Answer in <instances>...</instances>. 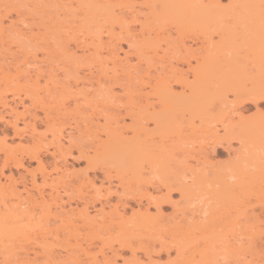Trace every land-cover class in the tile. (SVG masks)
Returning a JSON list of instances; mask_svg holds the SVG:
<instances>
[{"label":"rangeland","instance_id":"obj_1","mask_svg":"<svg viewBox=\"0 0 264 264\" xmlns=\"http://www.w3.org/2000/svg\"><path fill=\"white\" fill-rule=\"evenodd\" d=\"M164 1L133 0V9L117 5L116 13L125 15L131 28L126 32L115 17H107V8L96 0H0L4 27L0 30V183L11 180L23 195H27L26 187L36 194L34 175L49 197L54 176L63 171L67 174L59 183L67 188L65 192L60 187L62 211L53 205L51 221L47 213L43 216L41 205L37 209L42 223L50 220L46 226L43 223L44 228L56 229V235L54 231L43 238L42 223L30 227L37 232L29 231V237L0 234V264H254L259 260L248 242L263 236L264 224L260 221L259 226L249 228L244 214L251 213L254 197L236 193L230 205L232 215L240 219L236 230L204 225L220 206L217 191L222 180L237 182V166L252 173L259 162L264 164V59L259 56L264 48V21L259 28L253 22L255 10L264 11V0H221L219 4L204 0L210 3L213 16L209 29L186 31L183 38L193 48L201 46L197 53L203 55V44L211 34L215 60L195 83L200 96L191 108L182 97L184 91L190 92L189 86L176 82L175 76L193 81L195 57H188L192 66L184 60L186 51L180 43L172 40L168 45L170 38L162 39L154 49L147 39L148 30L151 39L163 31L165 38L169 33L178 37L174 18H150L153 2L159 9ZM45 3L54 6L49 16H55L54 21H41L39 10ZM61 23L65 26L60 30ZM111 28L118 43V71L107 47L100 46V55L95 52L98 37L108 41ZM263 53L264 49V57ZM127 57L132 72L137 73L138 67L141 70L142 81L137 76L134 79L135 84H143L135 86L143 87L140 92L123 90L120 77L125 74L121 69L129 70L130 65H123ZM168 60L178 67L175 76L169 77L174 106L156 115L153 111L163 108L158 95L149 98L155 108L141 99L156 83L155 77L149 82L146 67H160L169 64ZM153 67L151 75L156 76L159 72ZM28 69H32V79ZM36 69H40L39 81ZM114 70L120 74L117 78ZM48 71L54 76L47 75ZM252 92L262 96L256 98ZM130 95L134 96L131 101ZM164 97L169 98L168 93ZM77 103L83 106V113ZM45 105L52 107L50 118ZM131 105L143 117L144 130H134L132 117L126 113ZM221 120L233 123L231 130H224ZM59 129L65 133V144L55 151L53 133ZM208 130L217 131L218 138L209 137ZM138 136L158 149L157 158H148L151 151L146 150V156L135 151L132 143ZM168 188H172L169 196ZM10 198L8 203L16 207L17 198ZM101 206L105 216L97 217L101 218L96 223L92 219ZM83 210L89 211V221L80 215ZM0 211L8 212L1 204ZM122 211L125 215L117 214ZM234 233L244 244L247 241L245 246L233 238Z\"/></svg>","mask_w":264,"mask_h":264},{"label":"bare ground","instance_id":"obj_2","mask_svg":"<svg viewBox=\"0 0 264 264\" xmlns=\"http://www.w3.org/2000/svg\"><path fill=\"white\" fill-rule=\"evenodd\" d=\"M98 3H102V5L103 6H105L106 8H107V17H109L110 16V18L112 17V19L115 17L116 19H115V21L116 20H118V22H119V24H120V26H121V29L123 30V31H126V32H130L131 31V28H130V26H129V23H128V21H127V19H126V16L125 15H123V14H118V13H116V10H115V7L117 6V5H123L124 7H126V8H134V2H133V0H96ZM220 1L221 0H213V3L214 4H219L220 3ZM233 1V0H232ZM154 5V2H153V4L150 6V13H149V15H150V18H151V20H160V21H162L163 19H165V18H174L175 19V21L177 22V35H178V37H177V39L175 38L174 39V37H173V35L172 34H168V36L165 38V37H163L162 35L165 33L164 31H163V34H162V32H158V33H156V37L154 36V39L156 38V41L154 40V39H151V33L149 32V30H148V40H150L151 42H150V45H152L151 47H154V49H156V45L159 43V41L161 40L162 41V39L163 40H165V39H169L170 38V40L167 42L168 43V45L171 43V42H173L172 40H174V42H176V43H180L181 44V46H182V49L184 48V50L186 51L184 54H183V58H184V60H186L187 59V63H189V64H191L192 62H190V60H188V57L189 56H192L195 60H196V65H192L193 67L191 68V70H192V72H193V77H194V80L193 81H190L189 80V77H180V76H175V73L177 72V70H178V67H176V66H174V65H176V64H173L172 62H170V60H168V62H169V64H166V65H161L160 67L159 66H157V65H154V67H155V71L156 72H159L158 74H160L159 75V77L156 75L155 76V74L154 75H151L152 74V70H151V67H153V65H151V64H148L147 65V69H146V75L147 76H149V78H150V80H149V82L151 83L152 82V79L154 78L155 79V81H156V83L154 82L153 84V86H151L152 87V91H151V93H150V90L149 91H147V93L145 94V96H143L141 93H139L141 90H142V88L143 87H140L141 88V90H139L138 88H136L135 86H137V87H139L138 85H140L139 83H138V85L137 84H135L134 82V79L136 80V76H137V78H139V76H141L140 74V72H141V70L140 69H138V68H135V70H136V72L139 74V75H135V74H137V73H134V72H132L133 70L131 69V67H133L132 65H130V60L128 59V57L126 58V62L125 63H123V65H125L126 64V66L125 67H128V65H130L129 66V70L131 69V71H129V70H127L126 68V70L125 69H121L122 70V72H123V74H124V72H125V74H124V77H123V75H122V77H120V80L121 81H123L124 83H122V86H123V88H125V89H123V90H129L131 93H136V91H139V92H137V94L139 93V95L141 94L142 95V97H141V99H143V101H146V105H148L149 106V104H150V106L152 105L154 108H155V103L154 102H152L151 103V101H149L150 99V95L151 94H157L158 95V101H160L159 103L163 106V108L160 110V111H153V113L154 114H156V115H162V114H165L166 112H168L169 110H171L172 109V107L174 106L173 104H174V95H175V93L172 91V87L173 86H171L170 84H171V80H170V76H175L176 78H177V81L176 82H180V84L181 83H183V85L185 86V87H187V86H189V89H190V92L188 93V94H186L185 93V91H184V93L182 94L183 96V98H187V100H188V108H191V107H193L196 103H197V101H198V98H199V96H200V92L198 93V90H197V87H196V85L197 84H195V83H197V81H200V79H201V77L204 75V74H206L205 72H207V71H209L210 70V68H209V70H207L208 69V67L211 65V64H213V61L215 60V55H214V53H213V49H215V48H213V47H211V44H212V36H211V34H209L208 33V39H206V46L203 44V51H204V53H203V55H202V52H201V55H200V53H199V55H198V51H199V49H197V48H201V46L200 47H197V48H193L192 47V45H187L186 43H185V41H184V38H183V33L184 32H194V31H196V30H204V31H206V30H208L209 29V27H210V23L212 22V18H213V16H212V12H211V7H210V3H205L204 2V0H165L164 2H160V8L158 9H156L155 7V5ZM152 6L155 8V9H153L152 8ZM37 7H40L39 5L37 6ZM51 7H54L52 4H47V3H45V4H43V9H41V10H39L40 11V14H41V21H44V23H46L47 21H51V20H53V17L55 18V16H51V17H49L50 15H51V10H53ZM260 9V8H259ZM258 9V10H259ZM258 10H255V11H257L256 13L257 14H255V16H254V19H253V22H254V26H257L258 27V25L262 22V21H264V11H263V9L261 8L260 10V13H258ZM263 12V13H262ZM133 13L135 14V12L133 11ZM133 14V15H134ZM57 17V16H56ZM58 19V18H57ZM49 21V22H50ZM54 21V20H53ZM57 21V20H56ZM108 21H109V18H108ZM174 21V20H173ZM240 21V20H239ZM60 22H61V20H60ZM59 22V23H60ZM241 22V21H240ZM2 23H3V20H2V18L0 17V30L1 31H3V29H4V27H3V25H2ZM264 24V23H263ZM262 23H261V25H263ZM63 25V26H62ZM49 26H51V25H49ZM49 26H46V28L47 29H49L50 27ZM59 26V25H58ZM62 26V27H61ZM65 26V24H63V23H61V25L58 27V28H60V30L63 28ZM259 28V27H258ZM257 28V29H258ZM59 30V29H58ZM190 30V31H189ZM254 30H256V29H254ZM143 32V36H145V33H144V31H142ZM186 32V33H187ZM257 32V31H256ZM255 32V33H256ZM108 33H109V36H110V39L108 40V41H104L103 40V38L102 37H98L99 39V42H98V44L95 46V52H96V54L98 55H100V46H104V47H107L108 48V51H109V53L108 54H111V57L110 58H112V60L114 61L113 63H118V62H116L117 61V59L119 58V53L117 52L118 51V43L116 42H114V30H113V28H111L109 31H108ZM185 34V33H184ZM185 35H187V34H185ZM180 40H179V39ZM260 41H262V40H260ZM263 43L262 44H264V40L262 41ZM204 43V42H203ZM258 43H261V42H259L258 41ZM180 44H178V45H180ZM79 45V44H78ZM84 45V44H83ZM258 46H260L259 44H257ZM158 46V45H157ZM159 46H160V44H159ZM205 46V47H204ZM263 46V45H262ZM67 47V49H66V52H68V50H69V46L67 45L66 46ZM213 48V49H212ZM261 48V46L260 47H258V49H260ZM157 49H158V47H157ZM264 49V48H263ZM263 49H260L261 51H259L260 53H261V55H259V56H262L261 58L262 59H264V57H263V55H262V50ZM119 50H120V48H119ZM154 52H155V50H153ZM214 51H216V50H214ZM258 51V50H257ZM157 52V51H156ZM155 52V53H156ZM258 52V53H259ZM196 53H197V55H196ZM76 54V52L74 53V55ZM264 54V53H263ZM156 55H157V53H156ZM126 56V55H125ZM121 57H123V56H121ZM156 57V56H155ZM115 58V59H114ZM125 58V57H124ZM191 58V57H190ZM123 59V58H122ZM119 60H120V58H119ZM165 61V60H164ZM109 62V61H108ZM158 62V61H157ZM119 63H121V62H119ZM139 63V62H138ZM158 63H160V62H158ZM102 64V63H101ZM132 64V63H131ZM153 64V63H152ZM154 64H156L155 62H154ZM161 64H162V62H161ZM106 65H107V63H106ZM122 64H120V66H121ZM140 65H142V64H139V66ZM191 65H189V66H191ZM214 65V64H213ZM117 66H118V64H116V67L114 68L115 70H116V68H117ZM104 67H106V66H104ZM122 67V66H121ZM120 67V68H121ZM153 67V68H154ZM211 67V66H210ZM213 67V66H212ZM119 68V67H118ZM124 68V67H123ZM34 69V68H33ZM133 69H134V67H133ZM32 70V69H31ZM30 69H28V74L27 75H29L30 77H31V74H30V71H31ZM115 70H114V72H115ZM207 70V71H206ZM50 72L52 71V70H49ZM48 71V74L47 75H49V76H51V77H53L54 75H51V73ZM116 71H118V70H116ZM142 71H143V69H142ZM42 72V71H41ZM105 72V71H104ZM107 72V71H106ZM21 73V72H20ZM43 73V72H42ZM121 73V72H120ZM37 76H36V78L38 79V81H39V78H40V76L41 75H39V74H41L40 73V69H36V73H35ZM107 74H108V72H107ZM117 73L115 72V74L114 75H116ZM119 74V73H118ZM116 75V78H117V76H119V75ZM161 74H162V76H161ZM110 75V74H109ZM112 75V74H111ZM39 76V77H38ZM56 76V75H55ZM103 76V75H102ZM142 76H144V75H142ZM161 76V77H160ZM109 77L110 76H108L107 78L109 79ZM112 78H115V76L113 77V76H111ZM111 78V79H112ZM123 80H122V79ZM142 77H140L139 79H141ZM144 78V77H143ZM31 79H32V77H31ZM110 79V80H111ZM112 80H114V79H112ZM111 80V81H112ZM178 80H180V81H178ZM99 81H100V79H99ZM117 81H119V80H117ZM116 81V82H117ZM140 81V80H139ZM141 81H142V79H141ZM144 82V81H143ZM148 82V83H149ZM142 83V82H141ZM48 84V83H47ZM100 84V83H99ZM124 84V85H123ZM143 84H141L140 86H142ZM50 88V89H49ZM48 89L50 90L49 91V93L50 94H52V92H51V88L52 87H49ZM110 89V88H109ZM111 90H113V89H111ZM111 90H109V92H111ZM144 91V90H143ZM153 91H155V93L153 92ZM166 93H168V95H169V98H165L164 96L166 95ZM253 93V95L256 97V98H260L262 95L261 94H258V93H256V92H252ZM252 93H249V94H252ZM89 94V93H88ZM148 94H149V96H148ZM137 96V97H140V96ZM240 95H238V94H236V97H239ZM133 95H132V97H131V95H130V101L133 99ZM144 97V98H143ZM1 98V97H0ZM132 98V99H131ZM79 99V98H78ZM77 98H75V102H78L79 100H78ZM85 99V98H84ZM88 99H90V98H88ZM88 99L87 100H85L86 101V103H87V101H88ZM146 99V100H145ZM98 100V99H97ZM93 101V103H94V100H92ZM96 102V101H95ZM97 102H99V101H97ZM4 103V102H3ZM85 103V104H86ZM101 103V102H100ZM5 104V103H4ZM7 104V103H6ZM81 104V103H80ZM79 103H77L76 104V107H79V111H81V113H83L82 112V110L84 109H82L81 107H83L82 105H80ZM83 104V103H82ZM89 104H91V106H94L93 104H92V102H91V99H90V103ZM97 104H99V103H97ZM96 104V105H97ZM159 104V105H160ZM146 105H144V106H146ZM89 106V105H88ZM87 106V107H88ZM90 106V107H91ZM101 106V105H100ZM148 106H146L145 108H148ZM151 106V107H152ZM95 107V106H94ZM94 107H91V108H94ZM13 108V107H12ZM52 107H50V105H45V113H46V116L48 117V118H50V116H51V112H52V109H51ZM97 108H98V106H97ZM153 108V109H154ZM59 109V108H58ZM61 109V108H60ZM82 109V110H81ZM10 110H12V109H10ZM88 110V109H87ZM89 110H91V109H89ZM93 110V109H92ZM95 108H94V113H95ZM13 111H14V109H13ZM12 111V112H13ZM58 112H59V110H57ZM61 111V110H60ZM101 111V110H100ZM57 112V113H58ZM86 112H88V111H86V109H85V113ZM15 113H17V112H15ZM93 113V114H94ZM126 113L128 114V115H130L131 117H132V124L134 125V130H138V131H140V130H144V128H145V124L143 123V121H142V118L143 117H140L139 116V113H138V111H137V109H135V107L134 106H130V107H128L127 109H126ZM13 115H14V113H13ZM117 116H118V114H116ZM222 121V123H221V125H222V128L224 129V130H226V131H229V130H231L230 129V126L233 124V123H224V120H221ZM116 122H117V124L120 122L119 120H118V118H116ZM156 122V121H155ZM15 125L17 126V123L15 122ZM34 127V126H33ZM119 127H121V129L123 128L122 126H120L119 125ZM118 126L116 127V129H120ZM35 128V127H34ZM147 128V127H146ZM214 128V127H213ZM211 129V128H210ZM60 130V131H59ZM58 131H55L53 134V136L55 137V139L57 140L56 142H57V144L55 145V151H57V150H59V149H61L62 148V146H63V144H65V141L63 142L62 141V137H63V135L65 134L64 132H62V130L61 129H59ZM208 131H210V130H208ZM31 132V131H30ZM211 132V131H210ZM22 133V132H21ZM34 133V132H33ZM180 134H182V133H180ZM217 135H218V133H217V131H212L210 134H209V137H212V138H216L217 137ZM68 136V135H67ZM180 136V135H179ZM219 136V135H218ZM208 137V138H209ZM65 138H67V137H65ZM71 138V137H70ZM218 138V137H217ZM216 138V139H217ZM66 140V139H65ZM132 145H133V147H134V149H135V151L139 154V155H142V156H146V152L147 151H151L153 154L150 156L149 155V159H151V160H153L154 159V156H155V158H157V154H158V149H156V148H153L154 146H152V145H150V143L147 141V139L146 138H141L140 136H138L134 141H133V143H132ZM147 150V151H146ZM154 155V156H153ZM262 156V155H261ZM255 157V156H254ZM254 159V158H253ZM262 159V158H261ZM264 159V158H263ZM256 163V162H255ZM20 164H23V163H20ZM255 165V164H254ZM60 169V168H59ZM256 170L255 171H253L252 173H249V171L248 172H246V171H244L243 169H242V167L241 166H237L236 167V171L235 172H237V176L239 177L240 176V179L237 181V182H229V181H227V180H225V179H223L222 180V184H220V188H219V190L217 191V195L220 197V206L219 207H216L215 208V210L213 211V213L210 215V217H209V221H208V223L206 222L205 223V225L204 226H209V227H216L214 230H218L219 228L220 229H227V228H231V230H236V228H237V226L240 224V219L238 220V216L237 217H234L233 215H232V211L230 210L231 209V206L230 205H232V202L234 201V199H236L237 198V195H236V193L237 192H240V191H242L245 195H249V197H254V203L253 204H251V213H248V211H245V224H247L248 226H249V228L250 227H252V226H259V222L260 221H262L263 222V224H264V164L263 163H258L257 164V168H255ZM247 170V169H246ZM250 170V169H249ZM65 171H67V170H65ZM59 172V171H58ZM251 172V171H250ZM3 173V172H2ZM57 173V172H56ZM65 172L63 171L62 172V175L61 176H58L57 174V177H55L54 176V178H53V182L50 184V191H49V193H48V195H49V197H46V190H44V189H42L38 184H37V179H36V176H32V185H33V187H36V189H37V193L36 194H38V196H39V198L38 197H36V194H34L33 192H31L30 191V189L28 188V187H26L25 189H26V193H27V195H23L22 194V192L20 191L19 192V189L17 190L15 187H14V183L12 184L11 183V180H10V182H8V183H0V204H1V206L4 208V210H8V212L6 211V212H1L0 211V234H2V235H6V234H8V233H20V234H22V235H24V237L25 236H28L29 237V235L31 234L29 231H31L32 233L33 232H35V230L34 231H32V230H30V229H32V228H30V227H32L33 225H35V227H36V225L37 226H39L42 222V219L40 220V218L41 217H45V215H46V213H47V216L49 215V214H51L52 215V208H53V205L54 206H56V207H59L60 208V211H62L61 210V208H63V203H62V200H63V196H62V194H61V192H60V187H63V189L65 190V192L67 191L66 189V186H64V185H60L59 183H61V178H62V176H64L65 174H64ZM67 175V174H66ZM65 175V176H66ZM43 176H44V179L43 180H45L46 181V174H43ZM64 176V177H65ZM60 177V178H59ZM63 177V178H64ZM67 177V176H66ZM6 179V178H5ZM7 179H9V177L7 178ZM56 179H60V181L59 182H57V183H55L54 181H56ZM1 181V180H0ZM64 181V180H63ZM122 182V181H121ZM120 182V183H121ZM221 183V182H220ZM62 184V183H61ZM122 184V183H121ZM16 185V184H15ZM18 186V185H17ZM24 186V185H23ZM26 186V185H25ZM62 191V190H61ZM172 191V188H168V196L170 195V192ZM16 197L17 198V201H16V207H12L14 204H12V203H8L9 201H8V199H11L10 197ZM41 198V199H40ZM217 200V199H216ZM218 201H219V199H218ZM101 204H102V202H101ZM39 205H41L40 207H41V209H40V207H39ZM15 206V205H14ZM38 207H39V209L41 210V212H44L43 214V216H39L38 217V213H39V211L37 210L38 209ZM102 207V206H101ZM103 207H104V205H103ZM103 207L102 208H98V212L96 213V215H95V217H93L94 219H92V220H94V222H96V223H98V222H100L99 220H100V218L98 219L97 217H99V216H102V217H104L105 216V212L103 213ZM156 207V206H155ZM55 208V207H54ZM159 208L160 207H158L157 209L159 210ZM19 209H21V210H19ZM124 209V208H123ZM148 210H149V207L147 208ZM146 209V210H147ZM13 210V211H12ZM57 210V209H56ZM55 210V211H56ZM59 210V209H58ZM87 210V209H86ZM125 210H126V208H125ZM258 210V211H257ZM37 211H38V213H37ZM54 211V212H55ZM59 211V212H60ZM84 211V210H83ZM150 211V210H149ZM149 211H147V212H149ZM88 212L89 211H84V212H82L81 211V213H80V215H82V216H85V218L86 219H88L87 217H88ZM55 213H57V212H55ZM54 213V214H55ZM125 213V212H124ZM123 213V211H122V213L121 212H118L117 214H119L120 216H123V215H125ZM42 214V213H41ZM204 214V213H203ZM203 214H202V216H203ZM40 215V214H39ZM57 215V214H56ZM54 216V215H53ZM58 216V215H57ZM56 216V218H58ZM111 216V215H110ZM119 216V217H120ZM50 215H49V219H50ZM90 217V216H89ZM205 217V216H204ZM52 218V217H51ZM85 218H84V220H85ZM109 218V217H108ZM206 218V217H205ZM45 219H47V218H45ZM51 220V219H50ZM50 220L48 221V223L50 222ZM56 221L58 220V219H55ZM64 220H65V218H64ZM47 221H43V223H44V225L46 224L45 222H47ZM52 221V220H51ZM55 221V222H56ZM59 221V220H58ZM57 221V222H58ZM70 221H72V220H70ZM69 221V222H70ZM86 221V220H85ZM88 221H89V219H88ZM66 222V221H65ZM68 222V221H67ZM94 222H93V224H94ZM43 223H42V226H40V229H41V235H42V237L43 238H45L46 237V235H48L49 233L50 234H52L54 231H55V235H56V229H54V231H52V230H47V229H45L44 228V225H43ZM47 223V224H48ZM51 224V223H50ZM65 224V223H64ZM67 224V226H68V223H66ZM244 224V223H243ZM71 225V224H70ZM69 225V226H70ZM46 226V225H45ZM47 226H49V225H47ZM51 226V225H50ZM37 228V227H36ZM48 228V227H47ZM59 229V228H58ZM36 232H37V230H36ZM57 232H58V230H57ZM60 233V232H59ZM37 234H40L39 233V231H38V233ZM43 234H45V235H43ZM58 234V233H57ZM236 233H234V239H236L237 240V242L238 241H240L239 242V244L241 243L242 245H244L245 246V244H246V242H245V244H244V239L241 237H239V240H238V237H237V234L235 235ZM54 235V234H53ZM39 236V235H38ZM242 236V235H241ZM260 237V236H259ZM35 238H36V236H35ZM39 238V237H38ZM247 239V238H246ZM43 241H44V239H43ZM232 241H234V240H232ZM231 241V242H232ZM230 243V242H229ZM233 243V242H232ZM79 244V243H78ZM235 244H236V242H235ZM240 244V245H241ZM248 244H250V245H252L253 247H254V249H255V251H256V253H257V255H258V257L259 258H257V259H259L258 261H255V262H257V263H255L254 262V264H264V233H263V236L262 237H260V238H257L256 239V237H254V239L252 238V239H250V241L248 242ZM235 246H237V245H235ZM242 247V246H241ZM84 248V247H83ZM243 248V247H242ZM55 250V249H54ZM85 253L86 254H89V252H87L86 251V248H85ZM104 251V250H103ZM57 253V252H56ZM55 253V254H56ZM84 253V254H85ZM85 254V255H86ZM147 255V254H146ZM59 256V255H58ZM60 257V256H59ZM104 258H107V257H104ZM150 259H151V256H150ZM152 260V259H151ZM253 260V259H252ZM28 261H30V260H28ZM97 261H98V259H97ZM253 262V261H252Z\"/></svg>","mask_w":264,"mask_h":264}]
</instances>
